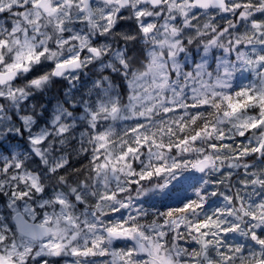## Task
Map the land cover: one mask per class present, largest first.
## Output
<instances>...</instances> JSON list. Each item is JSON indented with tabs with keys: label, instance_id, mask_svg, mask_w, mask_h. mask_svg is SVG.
<instances>
[{
	"label": "snow or ice",
	"instance_id": "6c2138e0",
	"mask_svg": "<svg viewBox=\"0 0 264 264\" xmlns=\"http://www.w3.org/2000/svg\"><path fill=\"white\" fill-rule=\"evenodd\" d=\"M0 264H264V0H0Z\"/></svg>",
	"mask_w": 264,
	"mask_h": 264
}]
</instances>
